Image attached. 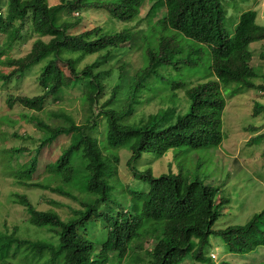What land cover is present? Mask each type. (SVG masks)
<instances>
[{
	"label": "trees",
	"instance_id": "trees-1",
	"mask_svg": "<svg viewBox=\"0 0 264 264\" xmlns=\"http://www.w3.org/2000/svg\"><path fill=\"white\" fill-rule=\"evenodd\" d=\"M147 1L59 0L49 6L47 0H0V34L5 36L0 45V66L11 68L7 74L0 73V85L17 82L28 69L48 59L37 78L41 94H8L6 108L43 111L57 88L60 62L67 66L69 83L81 88V104L86 109L84 125L80 126L62 110L50 113L51 124L31 115L29 120L41 133L38 145L32 150H10L13 156L30 153L19 169L11 168L19 186L77 200L79 207L38 209L25 194L14 193L13 202L26 210L28 224L47 232L49 238H24L15 230L0 232V264H13L14 258L18 259L15 264H125L128 255L139 250L143 238L157 236L160 231L164 235L147 251L148 264H180L189 253L197 262L206 263L203 250L211 235L219 237L234 254L264 247V209L243 225L213 229L220 217L218 207L226 202L218 198L222 181L212 186L200 178L188 181L182 173L158 178L147 174L143 179L150 185L148 191H130L128 205L111 202L109 182L116 178L119 157L107 151L128 145L132 162L144 152L161 157L176 148H185L181 152L186 153L218 147L223 140L221 115L226 105L221 87L233 85V97L251 90L264 93V73L260 75V68L251 65L250 45L264 41V26L257 24L256 11L243 12L237 21V17L229 19L234 27L229 32L223 0H153L157 7L152 2L143 14ZM162 8L160 18L150 24L152 16ZM88 10L103 11L122 23L138 24V18L148 17L150 25L145 31L124 29L107 34L96 27L71 35L70 29L77 27L81 19L71 23L61 19L60 14L74 18L70 15ZM29 25L38 38L29 53L17 59L2 58L15 40L23 39L22 33ZM44 37L48 41H43ZM122 48L125 52L141 51L142 64L129 77V65L121 62L115 85L108 87L104 80L111 72L99 69L115 59V52ZM92 55H96L93 63L78 69L81 61ZM259 58L264 60V54ZM198 69L214 78L196 85L190 83V87L183 80L171 84L173 90L185 91L189 103L185 113L158 108L154 113L134 116V105L151 86L155 90L156 83H163L165 77L172 79ZM123 87L127 89L121 96ZM106 90L108 99L100 103ZM262 112L264 104L254 102L252 115ZM100 118L104 126L97 122ZM99 126L104 131L103 145L95 137L100 133ZM63 136L69 138L68 144L51 158L52 144ZM263 137H252L249 145ZM41 158L49 162L39 173ZM96 222L103 223L106 229L100 245L86 236V228ZM247 233L248 239L244 238Z\"/></svg>",
	"mask_w": 264,
	"mask_h": 264
},
{
	"label": "rangeland",
	"instance_id": "rangeland-1",
	"mask_svg": "<svg viewBox=\"0 0 264 264\" xmlns=\"http://www.w3.org/2000/svg\"><path fill=\"white\" fill-rule=\"evenodd\" d=\"M154 1L151 0L150 2L148 0L144 3L143 14L148 10L150 3L153 2L152 6L157 7ZM47 2L49 6H53L58 4L59 0H47ZM223 5L227 11L225 27L229 32L233 31L234 28L233 21L229 19L237 17V21L238 16L248 10L256 11L257 24L264 26V0H223ZM163 11V8L157 11L155 16H152L150 24L157 21ZM1 13L4 16L6 10L3 8ZM70 16L74 18H68L69 14L67 13L60 14L61 19H69L71 23L76 18L81 19V23L77 27L70 29L69 33L71 35L96 27H99L102 32H107V34H113L124 29H130L133 32L135 30L145 31L150 25L147 22L148 17L145 19L138 18L136 20V22H139L138 24L135 21L122 23L111 19L103 11L96 10H88L82 14L73 13ZM22 36L23 39L21 41L15 40L10 50L6 51V55L2 58L17 59L29 53L32 44L38 39L33 34L31 25L22 33ZM42 40L48 41V38L44 37ZM4 41L5 36L0 34V45L4 44ZM3 47L6 49V46ZM250 50L253 56L251 65L260 68L258 72L261 75L264 73V60L259 58V55L264 54V41L252 43ZM115 55V59L103 64L99 69L100 71L111 72V75L104 80L108 87L115 85L119 73L117 67L121 62L129 65V67L127 66L129 77H132L142 64L141 51L139 50L125 52V49L122 48L116 51ZM95 57L96 55L85 57L77 66L78 69L93 63ZM47 61L48 59H45L38 65L28 69L24 73V77L17 80V82L13 80L3 85V87L0 85V232L11 233L15 230L18 236L24 238H49V234L28 224L26 210L13 202L14 193L25 194L32 205L38 209L60 211L68 208V206L79 207L77 200L47 190L19 186L13 175H11L14 173L11 172V168L19 169L21 163L29 160L30 153L26 151L23 155L13 156L10 150H32L38 145V139L41 137L35 123L29 120L31 115L37 116L46 124H51L53 119H50L52 117L50 113L62 110L73 116L76 125H84L83 120L86 109L81 104V88L76 84L71 85L69 83L67 66L60 62L58 63L60 73L57 88L43 111L33 113L18 106L11 110L6 108L5 100L8 94H22L29 97L41 94L42 90L38 85L37 78ZM10 71L11 68L0 66V73L7 74ZM196 71V73H193L195 71H186L187 74L181 73L172 79L165 77V80H162L163 83H156L155 90L151 86L149 91L143 94L140 102L134 105V116L141 113L151 114L156 112L158 108H174L178 111L177 114L185 113L189 106L185 98V91L183 89L173 90L171 84L183 80L190 87V83L196 85L214 78L213 76L207 77V74L200 69ZM258 82L259 80H256V83ZM232 88L233 85L221 87L226 105L221 115L223 140L218 147L186 153L181 152L185 148H176L169 150L161 157L144 152L132 162H129L132 151L128 145L107 151L119 157L116 178L113 177L109 182L112 186L110 192L111 202L128 205L130 191H148L150 185L143 179L147 174H150L153 178H158L182 173L188 181L200 178L206 180V185L219 186L223 182V188L220 190L218 198H224L226 202L218 207L220 217L213 226L214 230L243 225L254 214L264 209V137L262 140L249 145L252 142V137L260 134L264 135V112L257 116L252 115L254 102L264 104V93L261 94L258 90H251L233 97L230 96ZM126 89L122 88L121 96L126 92ZM108 96L106 90L100 103L106 101ZM53 100L55 101L53 102ZM185 102L186 105L183 106ZM114 107H117V104ZM96 109L97 107L94 106L95 114L97 113ZM135 118L138 119V117ZM97 122L104 126V119L100 118ZM13 123H16V125ZM101 126L97 128L100 135L95 134V137L103 145L105 139ZM15 134L17 137H15ZM68 142V137H60L57 142L52 144L53 149L50 157L56 156L61 147L66 146ZM46 162L49 161L45 158L40 159L39 173H42ZM43 175L41 174V177ZM42 178L39 180H42ZM86 234L88 240L100 245L105 238L106 229L103 227V223L96 222L86 228ZM162 235H164V232L160 231L157 236L143 238L139 242V250L130 253L125 264H148L150 258L147 251L151 250L158 237ZM249 237V233L244 235V238L248 239ZM203 254L207 260L206 263L197 262L192 258V253H189L180 264H221L223 262L228 264H264V247L260 246L246 253L234 254L230 253L224 242L214 235L209 237L208 245L204 248ZM211 255L213 260L210 258ZM17 261L18 259L14 258L12 262L15 264Z\"/></svg>",
	"mask_w": 264,
	"mask_h": 264
},
{
	"label": "clouds",
	"instance_id": "clouds-1",
	"mask_svg": "<svg viewBox=\"0 0 264 264\" xmlns=\"http://www.w3.org/2000/svg\"><path fill=\"white\" fill-rule=\"evenodd\" d=\"M210 258L213 260V257H212V255L210 256Z\"/></svg>",
	"mask_w": 264,
	"mask_h": 264
}]
</instances>
